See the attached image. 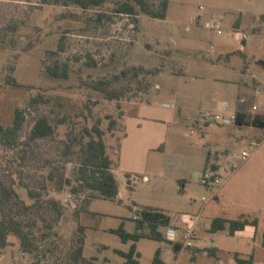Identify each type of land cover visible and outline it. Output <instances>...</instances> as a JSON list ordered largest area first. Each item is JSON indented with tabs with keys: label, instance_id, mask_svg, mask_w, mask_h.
Returning a JSON list of instances; mask_svg holds the SVG:
<instances>
[{
	"label": "rangeland",
	"instance_id": "obj_1",
	"mask_svg": "<svg viewBox=\"0 0 264 264\" xmlns=\"http://www.w3.org/2000/svg\"><path fill=\"white\" fill-rule=\"evenodd\" d=\"M113 6L0 0V38L6 40L0 51V121L12 124L16 106L26 109L27 118L16 146L0 143V193L2 185L14 187L6 213L21 220L37 246L24 251L11 233L9 244L0 247V264H68L79 224L86 227L88 259L125 264L114 249L128 251L132 241L123 242L108 229L124 220L128 231H137L133 217L146 206L186 222L199 215L194 240L199 251L186 252L187 247L174 255L171 242L144 237L137 242L139 264H154L159 247L165 264H235V252L247 257L252 251L255 263L264 264V129L246 124L264 114L230 125L218 124L212 115L264 105V0H170L165 18L139 11L113 13L99 23L97 14L112 13ZM240 16L246 49L232 26ZM9 23L18 29H8ZM208 23H220L222 33ZM257 23L258 36L251 31ZM54 49L57 54L50 52ZM55 61L68 65L69 77L45 73ZM134 67L142 68L139 78L121 76ZM11 76L21 85L9 83ZM101 80L107 89L122 91L119 100L94 87ZM43 115L54 134L27 143L32 124ZM94 124L105 131L113 159L115 200L92 198L76 178L82 134ZM252 140L259 145L242 161L238 155ZM207 173L221 182L202 183ZM61 174L72 183L58 188ZM241 214L257 217L258 226L235 234L210 231L215 216ZM211 246L218 248L216 256L208 253Z\"/></svg>",
	"mask_w": 264,
	"mask_h": 264
},
{
	"label": "trees",
	"instance_id": "obj_2",
	"mask_svg": "<svg viewBox=\"0 0 264 264\" xmlns=\"http://www.w3.org/2000/svg\"><path fill=\"white\" fill-rule=\"evenodd\" d=\"M46 4L56 5H76L83 9H90L97 6H102L108 2L114 3L112 7V13L99 12L97 14V21L103 22L104 18L111 19L114 14H127L130 16L138 15L139 11H143L147 15L153 18H165L169 8L170 0H159L157 4L153 5L150 0H42ZM114 13V14H113ZM7 28L10 30H17V23H9ZM64 35L61 36L59 41V49L63 48ZM6 40L0 38V51L2 43ZM53 54L58 53V49L50 51ZM264 63V60H261ZM68 65H62L58 61H55L53 65H47L44 71L47 75L53 78H67L69 77ZM142 68L134 67L130 72L127 69L121 71V76L139 78ZM8 82L13 85H21L16 77H8ZM105 81H97L94 83V87L102 91L107 98L119 100L122 91L110 90L105 87ZM25 108L22 106H16L14 110V117L12 124L5 125L0 121V143L14 147L18 144L20 138V132L26 122ZM236 122L244 124V120L241 119V114L237 113ZM116 124L115 119H111L110 127L114 128ZM248 125L258 126L264 128V118L255 117L252 121L246 123ZM85 132L82 134L81 141V160L80 165L77 168V181L80 187L91 190L92 198H105L115 200L119 194L118 180L112 170L113 159L107 152V145L104 139L105 131L98 125L94 124L92 127H85ZM55 127L51 123L49 117L43 115L35 119L30 131L28 132L26 142L35 141L50 137L54 134ZM73 144V143H72ZM71 146V144H68ZM72 179L65 177L61 174L58 179V188H63L66 184H71ZM16 191L14 187L1 186L0 193V211L2 218L0 219V247H5L9 244V235L15 234L19 240L21 247L24 251L34 252L37 248L36 243L33 240L32 232L27 229L14 215L6 213L5 205L12 199L13 194ZM31 196H34L33 192H30ZM50 202L58 207V202L55 199H50ZM29 207V206H26ZM136 221L137 231L131 232L125 228V221L123 220L118 227H112L108 230L116 233L120 236L123 242L132 241L131 247L128 251L115 248V252L125 257V264H139L140 252L137 250V242L144 237L167 240L173 244V248L176 252L180 250L181 245L168 240L160 227L170 225L172 217L166 211L155 207H143L137 211V214L133 217ZM247 225L258 226V219H250L246 215L242 214L237 218H228L225 216H215L211 221L210 231L216 232L219 230H228L230 234H235L239 230L245 229ZM144 228H148L149 232L143 231ZM85 225L79 224V234L75 238L74 246L69 254L68 264H99L96 257L88 259L84 254L86 234ZM264 246V233L263 241ZM193 247V246H192ZM190 248V247H189ZM208 253L212 256H216V247H208ZM236 261L239 264H252L255 260V254L250 253L249 256L243 257L239 252L234 254ZM154 264H165L161 258V248H157L153 258Z\"/></svg>",
	"mask_w": 264,
	"mask_h": 264
},
{
	"label": "built area",
	"instance_id": "obj_3",
	"mask_svg": "<svg viewBox=\"0 0 264 264\" xmlns=\"http://www.w3.org/2000/svg\"><path fill=\"white\" fill-rule=\"evenodd\" d=\"M202 8V6H200ZM194 21L198 22L199 17L194 16ZM208 27L210 28H216L218 33H222V28L220 23H208ZM234 32L240 37V39L244 40L247 39L248 34L242 30V29H234ZM241 102H245L244 98H241ZM254 110L258 108L257 104L253 105ZM213 119L215 122H217L220 125H230L236 122L237 119V113H230V114H224V113H213ZM259 145V142L256 140H252L251 144L248 146V148L243 149L238 157L245 161L247 160L254 151H256L257 147ZM221 182V179L219 177H216L213 173H207L202 178V183L206 185H216ZM204 199V198H203ZM199 215L193 216L192 222H186V220H182V222H171L170 225L164 226L163 233L164 236L172 241L176 242L181 245L182 248H189L195 245V236H196V224L198 221ZM170 264H178L177 262H172Z\"/></svg>",
	"mask_w": 264,
	"mask_h": 264
},
{
	"label": "crops",
	"instance_id": "obj_4",
	"mask_svg": "<svg viewBox=\"0 0 264 264\" xmlns=\"http://www.w3.org/2000/svg\"><path fill=\"white\" fill-rule=\"evenodd\" d=\"M259 22V21H258ZM232 26L234 27V29H242L241 27H244V20H243V18H241V16L237 19V20H235L234 21V23L232 24ZM261 25H259V23H257V24H255V25H253L252 26V32L253 33H255L256 35L257 34H259L260 33V31H261V27H260ZM233 29V30H234ZM243 30V29H242ZM258 36V35H257ZM243 41H245V45H243L242 47L244 48V49H246L248 46H249V41H248V39H244ZM242 53H244L245 55H246V52H242ZM220 58V57H219ZM246 71H248V69H246ZM146 101H148V100H146ZM255 104V103H254ZM253 104V105H254ZM253 105H252V109H249V108H247V109H243V106L242 107H240V108H237L236 109V113H240L241 114V119H243V120H247L248 118H249V116L250 115H254V114H264V105L262 106L261 105V108H259V105H258V108L256 109V110H254V108H253ZM260 117H262V118H264V116L263 115H260ZM247 126H253V125H247ZM253 127H256V128H262V127H258V126H253ZM264 129V128H263ZM231 130H234V129H231ZM233 133H235V131L233 132ZM237 133H235V135H236ZM238 135V134H237ZM236 135V136H237ZM241 135V134H240ZM241 137V136H240ZM237 138H239V136H237ZM242 215V214H241ZM172 217V216H171ZM225 217H227V216H225ZM228 218H231V217H228ZM255 218H257V217H255ZM250 219H254V218H250ZM258 219V218H257ZM172 222H182V220L180 219V218H178V217H172ZM258 224H259V220H258ZM248 226V225H247ZM246 226V227H247ZM254 226V225H253ZM245 227V228H246ZM240 231V230H239ZM263 233H264V231H263ZM254 238H256V233L254 234ZM262 240H263V236H262ZM261 244H262V242H261ZM212 247V246H211ZM213 247H215V246H213ZM264 247V246H263ZM172 249H173V253H174V255H178V256H181L182 254H184L185 252V249L184 248H182V247H180V250L178 251V252H176L175 250H174V248H173V244H172ZM216 250H218V248L216 247ZM187 251H195V253H197L198 251H199V247H197L196 245H194L193 247H190V249H187L186 250V252ZM197 251V252H196ZM161 253H162V250H161ZM217 253V252H216ZM252 253H254L255 254V251H252ZM241 254V253H240ZM242 256V255H241ZM243 257H245V256H243ZM162 258V257H161ZM235 264H239L237 261H235L234 262ZM252 264H256L255 263V260H254V262L252 263Z\"/></svg>",
	"mask_w": 264,
	"mask_h": 264
}]
</instances>
